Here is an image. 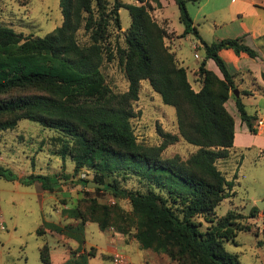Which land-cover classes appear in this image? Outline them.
<instances>
[{
  "label": "trees",
  "instance_id": "16d2710c",
  "mask_svg": "<svg viewBox=\"0 0 264 264\" xmlns=\"http://www.w3.org/2000/svg\"><path fill=\"white\" fill-rule=\"evenodd\" d=\"M134 1L59 0L61 25L42 37L0 24V129H11L25 118L59 130L73 140L71 145L64 142L62 148L63 155L71 154L74 171L93 169L92 181L104 184L96 190L108 191L117 200L128 199L131 207L125 211L118 204L88 199L81 206L62 210L78 223L45 222L36 232L41 235L50 230L75 239L79 250L83 226L95 222L101 230L111 226L122 235L134 230L140 248L164 254L173 264H240L238 255L228 252L223 244L231 241L237 245V231L249 226H236L238 215L233 210L215 220L219 203L234 196L237 178L227 179L216 162L229 156L234 141V118L226 101L234 99L241 121L252 134L257 133L253 125L257 116L248 113L241 96L231 93L236 88L234 74L219 51L230 48L250 57L258 52L240 37L206 42L187 9V2L195 0H175L184 25L180 36L192 31L204 50L197 69L201 85L196 91L186 68L164 42L167 23L151 16L161 2ZM120 8L130 15V24L122 32L123 46L112 40L113 32L122 29ZM81 30L85 40L78 37ZM114 58L128 83L123 92L108 85L101 69L105 61ZM208 59L215 62L222 78L207 68ZM261 77L264 81V71ZM142 80H147L176 114L178 133L158 128L161 142L155 146L138 142L131 124ZM180 138L196 150L186 159L162 157V151ZM122 169L140 173L152 184L141 192L124 188L115 177L104 181ZM0 176L15 178L2 166ZM36 180L45 190L55 188V181L46 175L31 174L25 182ZM90 180L76 181L87 187ZM258 212L253 206L249 216ZM197 217L210 226L202 230ZM49 249L46 243L39 248L43 264H51ZM95 253L91 247L65 264H87Z\"/></svg>",
  "mask_w": 264,
  "mask_h": 264
},
{
  "label": "rangeland",
  "instance_id": "374dc122",
  "mask_svg": "<svg viewBox=\"0 0 264 264\" xmlns=\"http://www.w3.org/2000/svg\"><path fill=\"white\" fill-rule=\"evenodd\" d=\"M151 4L155 6V2L151 1ZM157 8L154 7L151 11L154 20V10ZM164 13L169 17L170 27L175 30L167 29L164 42L176 53L180 63L187 67L188 80L196 88L197 81L201 78L195 77L193 72L204 58V50L192 31L180 36L184 25L179 20L177 5L167 6ZM119 15L122 29L113 32L112 40L123 46L122 32L130 24V15L125 8H120ZM61 22L59 0H0V24L24 35L42 37L61 25ZM202 28L205 39L212 42L214 38L209 22L205 21ZM78 37L80 40L86 39L82 30L78 32ZM101 69L106 82L114 91L123 92L127 89V80L116 58L105 61ZM133 107L136 116L131 119V124L138 142L150 146L159 145L161 137L158 128L178 133L174 107L164 104L147 80L140 82L139 98L133 103ZM229 108L232 109V106L229 105ZM248 109L251 111L250 106ZM233 113L236 117V129L239 130L240 116L236 111ZM257 122L254 120L253 125L258 129L260 127H257ZM66 141L70 145L73 143L72 139L64 137L59 130L25 118L20 119L11 129H0V166L8 169L15 177L11 180L0 176V264H43L39 248L45 243L56 254L63 248L68 251L69 247H75L77 240H68L67 236L57 232L47 230L41 235L36 232L45 222L62 225L78 223L68 217L67 213H63V209L81 206L92 198L99 204H118L125 211L131 209L128 199L117 200L108 191L77 183L78 178L92 180L94 170L83 167L78 172L74 171L75 164L71 154L63 155L62 144ZM249 141L250 139H242V142ZM256 141L262 145L260 148H243L238 144L232 148L227 158L216 162L227 179H233L234 176L237 178L234 179V196L219 203L215 209V220L233 210L238 215L236 226H249L248 230L237 231V245L231 241L223 244L228 252L238 255L240 264H264V206L258 208L256 216H249L251 208L257 206V201L264 199V134H260ZM195 150L196 146L180 138L168 145L161 155L164 158L178 155L181 159H186ZM31 174L49 176L55 181V188L45 190L38 180L25 182L29 181ZM114 177L121 186L130 190L145 192L152 184L146 177L130 169L118 170L104 181H111ZM197 220L201 221L202 230L210 226L202 217H197ZM133 232L134 230L122 235L111 226L101 230L97 223L86 222L83 226L84 240L80 245L86 251L91 247L96 248L95 256L88 257L89 264H112L113 254L110 257L109 254L115 245V252L123 255L125 264L128 263L127 260L130 264H173L164 254L140 248L133 238ZM76 250L72 255L76 256ZM56 256L53 253L51 264H60Z\"/></svg>",
  "mask_w": 264,
  "mask_h": 264
},
{
  "label": "crops",
  "instance_id": "0c3cea01",
  "mask_svg": "<svg viewBox=\"0 0 264 264\" xmlns=\"http://www.w3.org/2000/svg\"><path fill=\"white\" fill-rule=\"evenodd\" d=\"M159 1L161 2V8L154 10V17L159 23L167 21V29L175 31L170 27L169 17L164 13L167 6L176 5L175 0ZM189 4L190 6H188ZM187 9L193 20V26L197 29L199 36L206 42L210 43L211 40L208 41L203 35L202 26L205 25V21L209 22L212 38H214L213 41L240 37L245 44L258 52L256 57H250L244 52L236 54L232 49L227 48L220 50L219 54L226 62L230 72L234 74L235 89L238 90L248 113L257 116L255 121H263L262 126L257 129L256 134L250 133L246 124L242 121H240V129H236V117L233 112L236 111L238 113V111L234 99L230 97L226 101L225 107L234 118L235 132L233 147L230 148L229 153L238 144L243 148H250L251 146L260 148L262 145L256 139L260 134H264V81L261 77V73L264 71V40L261 39L264 38V0H195L187 2ZM200 22L203 23L202 26ZM206 66L222 78L219 68L212 59L206 61ZM184 67L187 70V67ZM197 69L198 67L193 72L195 77H199L196 73ZM197 83V87L194 88L196 91L200 88V80ZM241 92L246 93L241 94ZM229 105L232 106V109L229 108ZM248 106L251 107V111L248 109ZM244 138L250 139V141L242 142ZM114 238H112L113 241H115ZM67 239L70 240L71 238ZM78 246L77 244L75 247H69L68 251L65 250L66 248H63L58 254L54 251L53 253L57 255L56 257L60 264H65L67 260L77 258L78 254L86 252L81 248L77 250L76 256L73 257L72 251L76 250ZM115 250L116 245L115 247L113 246V251L110 252L109 257ZM49 253L52 262L53 253L51 249H49ZM127 262V264H130L128 260ZM87 264H89L88 259Z\"/></svg>",
  "mask_w": 264,
  "mask_h": 264
},
{
  "label": "water",
  "instance_id": "95a60500",
  "mask_svg": "<svg viewBox=\"0 0 264 264\" xmlns=\"http://www.w3.org/2000/svg\"><path fill=\"white\" fill-rule=\"evenodd\" d=\"M233 93H234V95H235L236 97L239 96V92H238L237 89H233ZM92 186L102 188V187H104V184L99 183V182H94V181L90 180V181L88 182V187H92ZM263 206H264V199H262V200H258V201H257V207L260 209V208H262Z\"/></svg>",
  "mask_w": 264,
  "mask_h": 264
},
{
  "label": "built area",
  "instance_id": "2783aa9c",
  "mask_svg": "<svg viewBox=\"0 0 264 264\" xmlns=\"http://www.w3.org/2000/svg\"><path fill=\"white\" fill-rule=\"evenodd\" d=\"M195 56H196V53H195ZM262 123H263V121L259 120L257 122V126L261 127ZM112 264H125L123 255L118 253V252H114L113 256H112Z\"/></svg>",
  "mask_w": 264,
  "mask_h": 264
}]
</instances>
